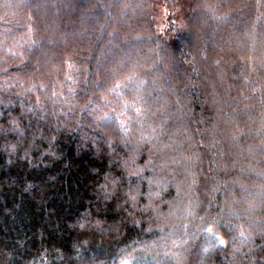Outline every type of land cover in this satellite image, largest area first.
<instances>
[{
	"label": "trees",
	"instance_id": "16d2710c",
	"mask_svg": "<svg viewBox=\"0 0 264 264\" xmlns=\"http://www.w3.org/2000/svg\"><path fill=\"white\" fill-rule=\"evenodd\" d=\"M0 264H264V0H0Z\"/></svg>",
	"mask_w": 264,
	"mask_h": 264
}]
</instances>
